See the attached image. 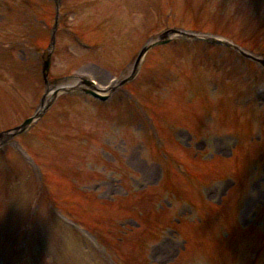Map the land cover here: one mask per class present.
I'll return each mask as SVG.
<instances>
[{"label":"rangeland","instance_id":"obj_1","mask_svg":"<svg viewBox=\"0 0 264 264\" xmlns=\"http://www.w3.org/2000/svg\"><path fill=\"white\" fill-rule=\"evenodd\" d=\"M13 3V9L15 11L16 5L18 3H21L23 5L22 8V14L24 13V16L26 18L24 22V35L30 36L34 32L31 31V27L34 25H43L44 20L41 19V22H38L36 20V13L37 11H34L28 4L27 0H0V25L1 23L5 22L8 23V20L11 21V23H15L16 21H21V17H17L14 14L13 10H9V6L6 5V2ZM40 4L49 3L47 0H37ZM79 3L84 0H77ZM97 3L93 4L91 7H85L82 11V13L79 11V14L74 18L73 23L70 20V26L75 28V30L84 38L91 43H94L98 40H100L102 37L100 36L99 32L101 30H104V28L109 30L111 28L112 32L121 30V25L125 20H131L132 23L128 24L130 26V29H132L133 34L137 38V46L141 44V41L143 40L142 34L146 30H152L153 33H157V30H161L167 23H173L176 26H179V28L189 29L193 28L195 26V18L194 13L197 12L200 16V22H199V30H203L205 32H213L217 34H223V35H231V34H238L240 31L241 26L243 27L245 34H247L248 29L252 27L256 21H258V13L257 9H260L264 5V0H201L202 2H198L200 5L195 6L194 9L190 12L186 11V0H144L146 3L143 5L146 7V10L150 7V15L155 17V20L150 19L147 17V14H141L140 11L137 9L132 10V8L128 4H122V0H101L104 4L105 1L108 3L109 9H104L103 4H100L101 1L96 0ZM67 5L71 8L74 7V0H68ZM132 3V1H130ZM134 3V2H133ZM198 5V4H197ZM104 9V11H103ZM132 10V11H131ZM16 13V11H15ZM108 15V16H107ZM103 16H107L105 18H102ZM264 17V12H263ZM111 18V22L108 21V19ZM109 22V23H108ZM65 23V22H64ZM12 24V25H13ZM11 24L5 26L4 28H0V31L9 28L12 26ZM120 26V28L118 26ZM15 27V26H14ZM156 29V30H155ZM105 31V30H104ZM251 30L249 31V33ZM1 33V32H0ZM116 33V32H115ZM248 33V34H249ZM35 34V33H34ZM47 33L45 34V36ZM43 36V35H42ZM63 40H60V50H59V56L58 61L55 63L54 72L59 75H65L70 74L72 76V80L77 82L79 74H90L94 76L99 82H107L110 78H112V67L117 66H125L130 63V59L133 55V52L129 51L128 55H125V53L117 54V50L119 47L117 46V40L118 37H116L114 34H111V39L109 38V44L108 49L112 48V51L108 50L107 53V60L100 61L98 60V56L92 55L90 52H88L84 47L80 45H76L73 42V39L71 37H67V35L64 33L62 34ZM104 39V38H102ZM107 39V38H106ZM121 40V37L119 38ZM108 40V39H107ZM25 44H29V40L24 37ZM111 47V48H110ZM178 47H174L171 50H167V52H160L156 57H159L163 54L164 57V63L167 67L177 66L179 68L178 70V76L181 77V80H184L180 74V71H184L187 74L191 73V67L194 65V63L191 61L192 59L196 60H202L203 58H206L207 55H205V52L201 49V47H193L191 50L195 53L194 58L192 56H189L185 49H181V52ZM59 49V48H58ZM62 49V50H61ZM178 50L180 53V59L175 56V52ZM116 52V53H113ZM202 51V52H201ZM2 49L0 48V62L2 57ZM16 53V51H15ZM24 53H28V50H24ZM112 53V54H111ZM17 55V53H16ZM183 56V57H182ZM175 57L177 58L175 61ZM163 63V64H164ZM225 64L233 66L234 69H236L239 74L241 75V78L239 75L231 70V75H233V83H243L245 81L244 77L245 75L250 76H256L259 75V72H256L255 68L253 67H244L241 64L237 63V61L229 55L225 56ZM1 65V64H0ZM222 66H225L223 63H221ZM196 66V62H195ZM194 66V67H195ZM220 66V65H218ZM9 67V66H8ZM193 67V69H194ZM200 67V65H198ZM225 69V72H228L230 67H223ZM11 74L10 80L17 84L22 85V72L21 71H13L11 67H9ZM109 71V72H108ZM207 73V71L205 70ZM5 73V71H4ZM3 73V74H4ZM2 74V67L0 66V85L6 84L4 80V76ZM16 74V75H15ZM103 74V75H102ZM106 74V75H105ZM105 75V76H104ZM159 74H157L158 76ZM193 73H191L189 76L191 77ZM102 76L103 79H102ZM207 80L214 81L215 77L212 76V74L207 73L205 76ZM102 79V81H100ZM253 80L252 78H250ZM186 80V79H185ZM184 80V81H185ZM157 83H154L152 86L153 92L158 91L159 88L161 90L165 89L167 87V84L161 85L163 80L161 78H158ZM32 90L36 92V89L32 87ZM28 89L26 90V93L29 94L33 92L32 90ZM5 89L12 94L16 95L14 92H12V88H9L8 85H5ZM236 91V90H235ZM23 90H20L19 95L21 96L20 102L22 106H16L14 103H12V106H9L8 103H5V100L1 102L0 107L4 109V115L2 116L5 122L1 123L3 125H13L18 123L22 120V118L26 114H30L31 106L34 104V100H31L29 97L26 98V101L23 104V100L25 96L27 95ZM32 97V96H30ZM260 103L259 105H264V97L260 99V96L255 97ZM22 101V102H21ZM156 101L151 100V104H154ZM146 104V105H151ZM84 108H82V111L84 112ZM184 107L181 104H176L175 107H171L172 110H163L162 113L170 120H164L163 117L160 115L159 112L153 110L151 112L153 118L155 121H157L166 131L172 127L174 123H183L182 120V109ZM12 109V110H11ZM172 112L173 114L169 113ZM177 117H176V115ZM78 115H75L77 117ZM186 121V120H185ZM65 122H69L68 120ZM0 123V126L2 124ZM142 120L138 118L137 125L138 127L141 126ZM84 125L88 127V129L91 127L92 123L90 120H87L85 118L79 117V120L73 119L71 121V127H63L59 129V127L55 128L53 132H56L60 135L69 136L74 135L72 138V142H67V139H63L58 143V146L66 145L65 151H62L60 155H57V158L55 159L54 163L52 161H47L48 155L47 153H44V157L41 160L38 156L37 152H33L35 156H37V161L39 162L41 168L43 166V169L49 173V169L47 165L51 166L52 169L60 174L63 178L59 179V185L54 184L55 191L60 195V198H63L65 196L63 184L64 182L69 179L73 180L72 176H75V181L82 185L83 189L91 188L95 191L89 193V196L86 198L87 201L82 199L85 206L87 207L89 214L81 213L80 210L74 211L76 213V216H70L68 214V211L71 210V206L65 204L60 199H58V205L61 208H56L55 213L56 216L51 215L48 212L47 208L51 207V204L48 203L45 205L42 201H35L36 203V211L32 212L31 214H27V210L24 208L26 202L29 204L31 200H33V196L36 191L30 192L31 187L27 186L28 191H16L18 194V198L16 199H9L10 202L5 201L4 204H0V214H5L4 218L10 220L11 222H15L18 225H14L11 232H13L15 227L18 226V231L23 230L21 235H25L27 241L31 242L33 248L30 246V249L25 251L24 260L29 258V254L33 255V252L37 254L39 258V262L42 261L44 258L53 257L54 260L59 263L61 254L60 252H57V245L55 241L56 239V228L57 234L60 235V239L58 240V247L64 251H69L71 253H68V256L74 257L75 262L77 264H112L108 260L104 259L103 251L101 249H104V246L99 245V251L97 252V257L94 254H90L88 252L90 250V247L87 246L85 241L90 245H96L94 238V234L89 233L84 228L85 227L81 222L85 223L86 226H90L92 222L99 221L100 223L103 221L101 216L99 217L98 214V202L101 204L103 203L104 199L111 198L112 197H120L125 200L126 203H124V207L128 208L129 206L136 205L137 208L142 207L143 208V202L142 200H146L147 196H142L137 199V197L133 198L131 195L132 192L142 191L145 190L148 186H155L158 185L160 182V174L159 171H157L156 166L154 164L148 165L144 159H142V156L139 153L131 152V150L134 148L133 145L130 144L129 141L126 142L127 145L123 144L122 140L119 143V140L117 139V146H114V148L119 147V149L125 145L128 146V149H125L124 152H118L112 148H108L109 152L108 155V161L114 159V154L116 152L118 153L119 157L123 159L125 163V167H122L121 164L116 165L115 167H110L106 165L107 159L106 157L102 156L98 153V149L100 148V144L97 145L96 143H93V141L88 140L87 143L84 140L85 138L82 136ZM93 127H98L97 121L93 123ZM39 131H41V127L35 130V136L32 139L33 142L36 141L37 136L39 135ZM198 131L195 129V132ZM202 132V131H201ZM215 132H213L214 134ZM215 136V135H214ZM232 137V136H231ZM227 137L226 141L224 142L225 149L224 152L218 153L220 156L228 155L230 154V145H235L236 139L234 137ZM193 138V139H192ZM212 137L206 136L204 137L205 141L208 142V145L206 147L207 151L213 152L212 148L210 147V139ZM114 140V138H112ZM181 145L184 148H187V146H192L194 148L197 143H193L194 139V131L191 129L189 132L184 131L180 133L179 136ZM197 140H200L197 138ZM203 140V139H202ZM74 145V146H72ZM70 147V149L68 147ZM74 147L76 150H73ZM196 150V149H195ZM75 151V152H72ZM44 161L45 165H44ZM18 162V161H17ZM82 166V167H81ZM106 166V167H105ZM81 167V169H79ZM147 168V172H144ZM84 169V170H83ZM87 169H91L96 176L94 178H90L88 180L87 175L85 172ZM154 172V173H153ZM56 173H53L54 177H58ZM149 174H155L154 177H149ZM111 175H116L119 180L121 181L120 188L117 191V194L113 192H108V184L109 180H111ZM157 175V176H156ZM255 172H250L247 178V187L245 189V198L248 195L255 193L259 194V191L262 193V195L258 198H255L253 201L252 206L248 209V211L244 214L243 218L241 219V224L243 227H246L249 225V223H252V220L254 219L256 215V210L259 206L263 204L264 201V169L262 170V173L260 176H255ZM53 182V180H52ZM233 183V181H232ZM145 187L143 188V186ZM53 186V185H52ZM229 185H227L226 188L222 189L221 195L215 196L212 200L214 203L219 204L220 202L225 201V192L228 189ZM38 188V187H37ZM140 189V190H139ZM38 192V191H37ZM130 194L131 196L129 198H125L127 194ZM155 194V192H153ZM260 193V194H261ZM13 195V194H12ZM232 195V194H231ZM235 193L231 197L232 200L235 199ZM14 196V195H13ZM24 197L26 198V202L24 201ZM8 198H11L9 196ZM45 198V197H44ZM245 200V199H244ZM243 200V201H244ZM81 201V199L76 198L74 202ZM136 201V202H135ZM169 202V201H168ZM228 202V200H227ZM230 204H228L229 206ZM174 207H176V204H173ZM106 208V207H105ZM135 209V207H133ZM177 208H179V204H177ZM184 206L180 208L182 210ZM96 212L91 213L92 210H95ZM109 209V210H108ZM112 207L106 208L104 213H108L107 215L103 214V217L105 218H111L112 214ZM179 212V210H178ZM155 218V217H154ZM153 218V219H154ZM71 219L77 221L82 226L74 223ZM9 221V222H10ZM53 223V224H52ZM84 227V228H83ZM49 234L48 241L43 239V242L40 241V236L42 237V234ZM39 234V235H38ZM43 238V237H42ZM17 239H21V237H18ZM180 237L175 238L174 245H176L177 248L174 249L173 252H171L170 248L166 250L169 251V256L165 257L166 252H162V249L159 252V255L155 259H151V263H159L160 260L165 262H171L170 264H181L182 261H184L185 257L187 255L183 256L184 254V247L183 242L180 241ZM13 242L12 239L7 240V243L9 244L8 250L12 247L11 243ZM133 242V240H131ZM132 245V244H128ZM38 248H34L37 247ZM138 250L140 251L141 247H138ZM63 252V251H62ZM178 256L180 258H178ZM60 257V258H59ZM178 258V259H177ZM117 259V258H116ZM176 259V260H175ZM16 260V259H15ZM15 260H12L11 262H14ZM174 260V261H173ZM173 261V262H172ZM0 264H4V261L0 259ZM68 264V263H66Z\"/></svg>","mask_w":264,"mask_h":264}]
</instances>
